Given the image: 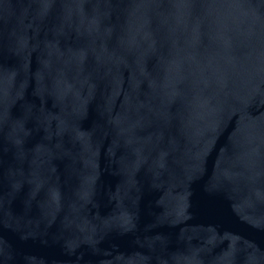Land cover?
I'll use <instances>...</instances> for the list:
<instances>
[{
    "label": "water",
    "instance_id": "obj_1",
    "mask_svg": "<svg viewBox=\"0 0 264 264\" xmlns=\"http://www.w3.org/2000/svg\"><path fill=\"white\" fill-rule=\"evenodd\" d=\"M0 264H264V0H0Z\"/></svg>",
    "mask_w": 264,
    "mask_h": 264
}]
</instances>
